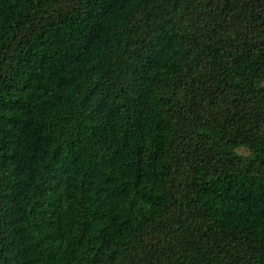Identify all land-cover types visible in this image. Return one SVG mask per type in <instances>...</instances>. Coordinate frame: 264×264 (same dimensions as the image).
Returning a JSON list of instances; mask_svg holds the SVG:
<instances>
[{
  "label": "trees",
  "instance_id": "trees-1",
  "mask_svg": "<svg viewBox=\"0 0 264 264\" xmlns=\"http://www.w3.org/2000/svg\"><path fill=\"white\" fill-rule=\"evenodd\" d=\"M0 264H264V0H0Z\"/></svg>",
  "mask_w": 264,
  "mask_h": 264
}]
</instances>
